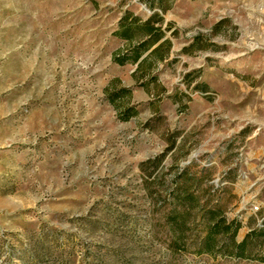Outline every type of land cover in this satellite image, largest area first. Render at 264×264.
<instances>
[{
	"label": "rangeland",
	"instance_id": "rangeland-1",
	"mask_svg": "<svg viewBox=\"0 0 264 264\" xmlns=\"http://www.w3.org/2000/svg\"><path fill=\"white\" fill-rule=\"evenodd\" d=\"M210 210L264 227V0H0V264H264Z\"/></svg>",
	"mask_w": 264,
	"mask_h": 264
},
{
	"label": "trees",
	"instance_id": "trees-1",
	"mask_svg": "<svg viewBox=\"0 0 264 264\" xmlns=\"http://www.w3.org/2000/svg\"><path fill=\"white\" fill-rule=\"evenodd\" d=\"M146 27L151 35L153 29L148 25H146ZM126 31L128 32V29H126ZM126 31L122 33L124 36L128 34ZM114 59L119 63L125 61L124 55ZM140 59L141 56L138 49L133 50L132 61L138 62ZM160 159L161 156H157V165H159ZM189 169L190 166H186L179 173L174 174L171 179V185L173 186L171 194L177 196L178 199L184 198L187 199L189 203H192L196 201V196L190 192V189L195 185V181L192 174L189 173ZM203 170L206 169L204 168ZM191 181H194V183ZM218 212V210L208 211V219L211 223L208 225L207 233L200 245L202 247L201 249L205 252H220L222 255L247 259L258 258V260L264 261V227L250 230L241 241L237 242L235 240L237 224L233 221L224 223L221 218H217ZM187 215V212L180 214V229L183 228ZM168 217L170 220H176V217L173 215H169ZM219 233H222L221 239L217 237Z\"/></svg>",
	"mask_w": 264,
	"mask_h": 264
},
{
	"label": "built area",
	"instance_id": "built-area-1",
	"mask_svg": "<svg viewBox=\"0 0 264 264\" xmlns=\"http://www.w3.org/2000/svg\"><path fill=\"white\" fill-rule=\"evenodd\" d=\"M254 209H257V207H254Z\"/></svg>",
	"mask_w": 264,
	"mask_h": 264
}]
</instances>
